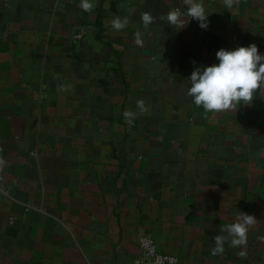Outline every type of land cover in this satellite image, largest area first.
I'll return each mask as SVG.
<instances>
[{
    "label": "crops",
    "instance_id": "crops-1",
    "mask_svg": "<svg viewBox=\"0 0 264 264\" xmlns=\"http://www.w3.org/2000/svg\"><path fill=\"white\" fill-rule=\"evenodd\" d=\"M203 3L207 29H178L159 17L182 0H0V264H139L141 233L179 264H264V99L213 114L187 96L221 48L264 55V0ZM238 211L246 247L211 255Z\"/></svg>",
    "mask_w": 264,
    "mask_h": 264
},
{
    "label": "clouds",
    "instance_id": "clouds-1",
    "mask_svg": "<svg viewBox=\"0 0 264 264\" xmlns=\"http://www.w3.org/2000/svg\"><path fill=\"white\" fill-rule=\"evenodd\" d=\"M226 7L231 8L238 4L239 0H223ZM98 0H80L79 7L84 12H93L97 7ZM186 7L183 11L180 7L172 8L167 14L161 15L160 20L166 21L170 26L178 29L184 28L190 20H196L203 29L208 27V14L203 0H182ZM135 12L129 8V15L115 16L110 26L114 31L124 30L130 23V16ZM143 29L155 23L156 18L150 12L141 13ZM144 32L137 29L135 32V44L142 46ZM218 64L207 67H195L190 77V87L187 96L197 107H202L205 112L218 114L223 112H236L242 105L251 106L259 94L264 99V55L259 52L256 44L247 47L239 46L234 50L221 48L216 52ZM139 114L146 113L148 108L143 99L136 101ZM137 112L131 108L126 109L122 116L129 126L136 118ZM264 152V149H261ZM5 161L0 157V170ZM257 223L254 215L238 211L233 222L220 226V233L213 237L214 247L210 249L211 255H222L225 244L232 248H244L247 245L249 229ZM238 257L244 258L245 251L238 252Z\"/></svg>",
    "mask_w": 264,
    "mask_h": 264
},
{
    "label": "built area",
    "instance_id": "built-area-1",
    "mask_svg": "<svg viewBox=\"0 0 264 264\" xmlns=\"http://www.w3.org/2000/svg\"><path fill=\"white\" fill-rule=\"evenodd\" d=\"M138 245L141 251L139 264H179L177 256L160 252L148 233H141L138 236Z\"/></svg>",
    "mask_w": 264,
    "mask_h": 264
}]
</instances>
